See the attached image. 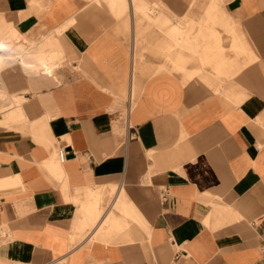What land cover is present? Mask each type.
<instances>
[{
	"label": "crops",
	"instance_id": "crops-1",
	"mask_svg": "<svg viewBox=\"0 0 264 264\" xmlns=\"http://www.w3.org/2000/svg\"><path fill=\"white\" fill-rule=\"evenodd\" d=\"M195 2L0 0V264H264V0Z\"/></svg>",
	"mask_w": 264,
	"mask_h": 264
},
{
	"label": "bare ground",
	"instance_id": "bare-ground-1",
	"mask_svg": "<svg viewBox=\"0 0 264 264\" xmlns=\"http://www.w3.org/2000/svg\"><path fill=\"white\" fill-rule=\"evenodd\" d=\"M16 56H17L16 50L8 48L5 45L0 43V73H1V71H3V69L5 67L9 66L11 63H15L16 62ZM40 64H41V67L46 68V61L43 60V61L40 62ZM12 100H13V98L7 97V98H5L4 102L9 103ZM0 103H3V101L2 102L0 101ZM16 114H18V115L16 116ZM21 117H22V113L21 112L13 113L11 115V118L12 119H16V120L17 119L21 120ZM1 124L2 123H0V125ZM7 125H8V123H7Z\"/></svg>",
	"mask_w": 264,
	"mask_h": 264
},
{
	"label": "rangeland",
	"instance_id": "rangeland-1",
	"mask_svg": "<svg viewBox=\"0 0 264 264\" xmlns=\"http://www.w3.org/2000/svg\"><path fill=\"white\" fill-rule=\"evenodd\" d=\"M196 2H195V5H194V7L192 8V9H197L199 6H198V4H199V0H195ZM99 8V7H98ZM101 9V8H100ZM104 29V28H103ZM228 43V42H227ZM23 51H27V50H23ZM5 98H7L6 97V94H5V92L3 91V88H2V86L0 85V101L2 102L3 101V104L4 105H6V106H18L19 107V105H18V103H15L14 104V98L13 97H9V98H13V100L12 101H10L9 103H6V102H4V100H5ZM20 112V111H19ZM13 121H17L16 119H12Z\"/></svg>",
	"mask_w": 264,
	"mask_h": 264
},
{
	"label": "built area",
	"instance_id": "built-area-1",
	"mask_svg": "<svg viewBox=\"0 0 264 264\" xmlns=\"http://www.w3.org/2000/svg\"><path fill=\"white\" fill-rule=\"evenodd\" d=\"M66 156H67V152L65 151V149H61L59 151V158L62 162L66 161Z\"/></svg>",
	"mask_w": 264,
	"mask_h": 264
}]
</instances>
